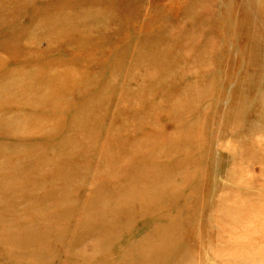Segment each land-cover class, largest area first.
Returning a JSON list of instances; mask_svg holds the SVG:
<instances>
[{"label": "rangeland", "instance_id": "obj_1", "mask_svg": "<svg viewBox=\"0 0 264 264\" xmlns=\"http://www.w3.org/2000/svg\"><path fill=\"white\" fill-rule=\"evenodd\" d=\"M131 1L117 0V5ZM142 1L147 5L142 12L168 8L172 18L167 17L174 23L187 2L196 3L193 8H199L200 15L203 8L220 9L209 19L212 24L223 21L222 27L212 28L213 37L221 40L208 55L212 63L205 60L201 72L188 80L202 88L201 94L156 112V120L163 124L147 128L156 133V140L130 156L131 162L115 174L102 178L95 172L91 180L77 178L58 193L48 178L35 186L36 198L21 199L33 201L36 211L0 210V264H264V61L242 73V56L233 58L222 46L223 39L237 37L254 44L257 35L248 39L246 35L250 29L264 32V0ZM92 2L102 5L105 0H0V55L8 58L12 50L11 65L20 63L23 69L30 67L25 71L33 70L19 72L12 84L14 76L7 80L13 92L0 96L1 110L8 108L21 119L51 114L60 124H68L79 109L101 108L95 103L80 106L87 97L104 93L117 60L106 49L125 42V33L111 39L104 35L101 40L63 36L57 46L43 34L30 35L36 25L44 34H66L74 27V12ZM252 9L261 11L258 24L236 15L237 10L245 14ZM102 44L110 47L100 53ZM96 47L97 52L85 58L87 63L83 57L75 58V52ZM19 57L26 60L19 62ZM87 66L97 72L91 73ZM64 67L86 81L85 88L77 85L83 92L81 100L71 94L32 111L25 109L38 103L27 102L24 109L10 105V98L26 90L54 97L61 89L47 78L55 74L51 69L62 73ZM34 84L39 87L30 89ZM170 94L176 97L178 91ZM57 138L45 134L29 139ZM9 140L0 136V142ZM31 231L37 233L34 238L28 237ZM93 232L97 235L87 250L82 242L86 243V233ZM70 238L82 240L75 248L81 258L67 253Z\"/></svg>", "mask_w": 264, "mask_h": 264}, {"label": "bare ground", "instance_id": "obj_2", "mask_svg": "<svg viewBox=\"0 0 264 264\" xmlns=\"http://www.w3.org/2000/svg\"><path fill=\"white\" fill-rule=\"evenodd\" d=\"M131 2L124 7L117 5V0H105L102 5L92 2L89 7L79 6L72 16L75 28L71 27L66 34L60 31L54 35L51 32L44 34V29L37 25L31 30L33 32L30 35L38 33L40 37H49L50 43L55 46L63 36L68 39L80 37L101 40L105 39L104 35L111 39L125 33L126 40L117 41L115 49L108 45L110 42L100 46V53L109 46L110 49L106 50L110 55L116 56L117 60L106 78L104 93L97 98L87 97L86 103L80 107L88 108L95 103L100 104L101 108L87 111L79 109L68 124H60L51 114L21 119L19 114L8 108L0 109L1 118L5 116L0 123V136L5 135L11 139L10 142H0V210H12V214L16 211L22 214L36 211L33 201L21 199L36 198L35 186L48 178L49 184L58 193L67 184L76 182L77 178L89 181L95 172L105 178L121 170V166L131 162L128 159L130 156L146 149L148 143L156 140V133L147 131V128L155 129L154 127L163 124L161 120H156L159 110L166 112L168 106L180 105L184 98H197L201 94L202 88L188 80L196 72H201L199 68L206 66L208 55L210 56L213 48L218 47L216 42L221 41L213 37L212 28L222 27L223 21L219 19L216 24L209 21L220 9L203 8L204 14L200 15L199 8H193L197 4L188 5L187 2L176 13L175 24L169 19L172 14H168V8H152V11L142 12L147 7L142 0ZM260 12L252 9L244 14L237 10L236 15L255 25L260 20ZM209 14L212 16L208 18ZM252 34L257 35L254 44L242 42L239 37L232 41L222 40V46H227L226 49L233 58L242 56L239 62L242 64V73L249 72L254 64L259 65L257 61H264V32L250 29L246 38H251ZM97 49H89L83 54L75 52V58L83 57L87 63L85 58L97 52ZM32 51L31 49L30 52ZM10 52L9 56L6 55L8 58L0 55V96L13 92L12 87L6 86L9 78L14 76L10 82L12 84L19 72L29 74L33 71H25L30 67L23 69L20 63L11 65L15 56L12 50ZM187 52L193 59L187 56ZM19 59V62L26 60L22 57ZM208 63L210 65L212 62L209 60ZM54 69L51 71L55 74H46L49 76L47 83L59 87L61 90L58 94L53 97L43 92L31 93L26 90L19 96L10 98V105H23V108L27 102L38 103L33 108L25 109L32 111L37 110L41 103L57 102L71 94H77L78 100H81L83 92L77 85L85 88L88 86L86 81L76 79L65 67L62 73L57 68ZM87 69L91 73L97 72L88 66ZM38 87V84H34L29 88L35 90ZM175 91H178L176 97L170 94ZM31 94H37L38 97ZM159 132L162 133L163 130ZM45 134L58 138L53 142L29 139ZM158 150L159 148L153 154L158 153ZM28 233L30 238L37 235L34 231ZM95 235L96 232L86 233V243L78 238H70L67 253L72 254L73 258H81V253L75 251L76 246L82 242V247L87 244L88 250L89 240Z\"/></svg>", "mask_w": 264, "mask_h": 264}]
</instances>
